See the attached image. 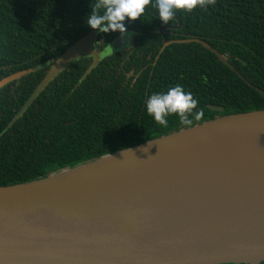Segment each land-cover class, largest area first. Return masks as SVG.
I'll list each match as a JSON object with an SVG mask.
<instances>
[{
    "label": "water",
    "instance_id": "water-1",
    "mask_svg": "<svg viewBox=\"0 0 264 264\" xmlns=\"http://www.w3.org/2000/svg\"><path fill=\"white\" fill-rule=\"evenodd\" d=\"M164 27L155 57L171 42L195 41L234 69L208 43L167 39ZM97 31L54 59L17 114L70 61L84 54L98 60ZM34 69L4 76L0 87ZM262 260L264 109L225 114L42 178L0 185V264Z\"/></svg>",
    "mask_w": 264,
    "mask_h": 264
},
{
    "label": "trees",
    "instance_id": "trees-1",
    "mask_svg": "<svg viewBox=\"0 0 264 264\" xmlns=\"http://www.w3.org/2000/svg\"><path fill=\"white\" fill-rule=\"evenodd\" d=\"M93 3L0 0V79L35 67L0 87V185L42 178L185 128L175 115L166 117L165 128L144 111L147 94L173 84L191 92L203 110L193 125L264 109V0H215L206 11L179 13L168 24L148 10L142 20L125 21L128 45L95 62L87 54L70 61L17 114L54 59L93 30L84 23ZM161 26L167 39L208 43L235 70L195 41L171 42L155 57ZM118 35L97 31L93 46L100 52Z\"/></svg>",
    "mask_w": 264,
    "mask_h": 264
},
{
    "label": "clouds",
    "instance_id": "clouds-1",
    "mask_svg": "<svg viewBox=\"0 0 264 264\" xmlns=\"http://www.w3.org/2000/svg\"><path fill=\"white\" fill-rule=\"evenodd\" d=\"M210 5L214 6L215 0H94L90 11L84 16V23L100 33L117 32L124 36L125 21L131 23L137 18L142 20L146 10L152 12L153 18H158L161 24H168L175 21L179 13H191L197 9L206 11ZM112 52L111 46L105 47L98 59ZM197 103L192 93L177 83L166 90L147 94L143 107L146 115L159 126L167 128L166 117L175 115L181 126L190 128L194 121L203 118V110L197 108Z\"/></svg>",
    "mask_w": 264,
    "mask_h": 264
},
{
    "label": "rangeland",
    "instance_id": "rangeland-1",
    "mask_svg": "<svg viewBox=\"0 0 264 264\" xmlns=\"http://www.w3.org/2000/svg\"><path fill=\"white\" fill-rule=\"evenodd\" d=\"M129 41V34L126 33L124 36L118 35L117 37H115L110 43V45H106L105 47H109V46H117L115 48H118V45H122L125 44V42ZM104 47V48H105ZM113 49V48H112ZM114 50V49H113ZM117 50V49H116Z\"/></svg>",
    "mask_w": 264,
    "mask_h": 264
},
{
    "label": "flooded vegetation",
    "instance_id": "flooded-vegetation-1",
    "mask_svg": "<svg viewBox=\"0 0 264 264\" xmlns=\"http://www.w3.org/2000/svg\"><path fill=\"white\" fill-rule=\"evenodd\" d=\"M125 47V46H124ZM123 48V47H122Z\"/></svg>",
    "mask_w": 264,
    "mask_h": 264
}]
</instances>
